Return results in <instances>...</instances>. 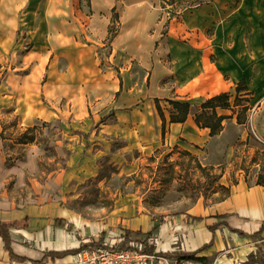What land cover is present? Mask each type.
Returning a JSON list of instances; mask_svg holds the SVG:
<instances>
[{"label": "rangeland", "instance_id": "374dc122", "mask_svg": "<svg viewBox=\"0 0 264 264\" xmlns=\"http://www.w3.org/2000/svg\"><path fill=\"white\" fill-rule=\"evenodd\" d=\"M6 1L0 0V220L27 214L32 228L47 231L54 217L74 218L95 227L89 240L103 245L138 229L130 244L137 249L152 220L204 217L237 184L264 185V144L251 122L259 100L246 113L241 141L231 124L240 112L232 92L231 110H218L230 117L226 129L195 156L179 141L165 142L170 98L160 89L168 81L161 73L169 47L225 34L264 42V0H99L92 7L89 0H37V21L23 6L4 8ZM155 98L166 119L164 140ZM200 103H190L191 114ZM30 136L32 143L18 144ZM138 219L143 224L133 225ZM231 237L216 231L217 245L194 263L264 264L258 241L236 248ZM180 239L177 232L178 248ZM0 264L11 263L0 256Z\"/></svg>", "mask_w": 264, "mask_h": 264}, {"label": "crops", "instance_id": "0c3cea01", "mask_svg": "<svg viewBox=\"0 0 264 264\" xmlns=\"http://www.w3.org/2000/svg\"><path fill=\"white\" fill-rule=\"evenodd\" d=\"M89 1L92 7L94 2L101 4L105 0H101V2L99 0ZM109 4L113 6L114 1ZM21 6L26 8L24 10L26 18H29L35 12L37 21V0H7L4 8H11L13 10L15 7L20 9ZM117 37L114 39L116 40ZM224 37L225 39L213 41L208 39L201 40L199 37L196 39L191 38L173 47H169L170 60L166 65L162 66L161 73L162 79L168 78L164 87L160 88L164 93L162 98L189 103L202 101L221 93L232 94L238 82L244 80L248 89L247 93L249 94L244 96L249 98L248 106L250 110L248 112L252 111L258 100L260 101L257 111L253 110L251 122L255 133L260 137V141L264 143V42L255 39L248 41L232 40L227 37V34ZM157 77L158 75L155 78ZM231 124L237 130H240L237 137L241 141H245L247 137L246 125H238L236 122ZM166 126L167 134L165 142L169 141V144H172L179 141L181 148L189 154H195V156H198L197 152H200L202 147L206 148L207 151V144L210 140L220 136L226 129L223 123L222 132L210 138L207 129H201L194 123L193 114L191 113L184 123L167 124ZM162 140H164V137ZM225 214H234L241 219H245V221L239 224L238 230L246 235L254 234L264 221V185H252L248 187L245 183H239L232 188L231 195L227 199L217 204L216 211H212L210 215L198 217L208 222V225L205 226L206 228L216 222L215 219L210 217ZM25 217L29 219L28 229L12 230V234L19 245H26V247L18 246L17 251L23 252L31 260H39L42 253L47 251L75 249L81 244L89 243V241L93 242L89 238L97 235L99 232L95 227L81 224V222L76 221L74 218L68 219L67 217H54L51 220V227L47 231L32 228V225H36V222L32 221L27 214L19 219L12 218L0 220V222L22 221ZM187 217L188 219L194 218L186 214L179 215L171 220L159 217L162 221L156 230L152 232L160 240L156 251L158 252L161 249L164 254L170 255L171 257L163 256L169 261L170 258L181 254L180 252L194 254L211 240L213 244L217 245L218 241L215 238V232L220 229L228 231L226 228H219L211 234L206 228L205 233H203L199 227L201 222L194 221L192 225L187 224ZM55 219L66 221L71 225L70 229L55 227L53 225ZM154 221H151L150 229H147L146 233L151 231L153 224H157ZM141 224H143V219H138L137 222L133 221V225L139 226ZM186 228H191V232L187 235L188 239L184 237ZM128 231H131L134 235H136V232L142 233L138 229L136 231L128 229ZM177 232L183 235V241L180 239L181 248H178L174 241ZM228 232L232 235L231 238L236 248L238 246L247 247L248 242L255 240L260 243L264 254V230L257 239H249L241 235L239 236L238 233ZM146 233L143 235L144 239H146ZM199 233H201V237ZM102 237H104V234H102ZM117 242L112 246H115ZM0 256L3 260H9L7 253L2 249L1 240ZM203 256V254L196 255V257ZM68 260L71 261V256L56 260V262L60 263L59 261H63L64 263ZM52 262L55 261L46 260L41 264H51ZM25 264L31 263L27 262Z\"/></svg>", "mask_w": 264, "mask_h": 264}, {"label": "trees", "instance_id": "16d2710c", "mask_svg": "<svg viewBox=\"0 0 264 264\" xmlns=\"http://www.w3.org/2000/svg\"><path fill=\"white\" fill-rule=\"evenodd\" d=\"M111 30V29H110ZM115 33V32H114ZM248 89L245 85V81L241 80L236 85L234 92V101H233V107L238 108L240 107V112L236 113V123L238 125H245L247 122V115L246 113L250 110V107L247 105L249 100L246 99H240L243 95L247 96L249 95L247 93ZM242 93V95H241ZM230 93H221L215 96H212L208 99H204L201 101L199 107L197 110L193 113L194 123L201 129H207L208 130V136L210 138L215 137L219 135L223 130V122L227 120L230 117L220 115L218 114V110H231V104H230ZM245 98V97H243ZM239 100L244 102V104H238ZM244 100V101H243ZM160 100L154 99L155 109L157 111V114L161 120V137L163 139L165 134V125H166V119L164 116V113L162 109H160L159 106ZM164 102L168 104L170 107L168 112V118L169 124H181L184 123L188 117V115L191 113V104L189 102H182L177 101L173 99H165ZM240 113L242 114V118L240 117ZM33 142V137H26V139L21 140L18 144H28ZM215 219V223L207 226L208 232L213 234L217 229L219 228H226L230 232L238 233L241 236L247 237L249 239H257L259 238L261 232L264 230V221L259 226L258 230L252 234V235H246L242 231L238 230L239 224H241L245 219L239 218L237 215L234 214H225V215H216L213 217H210ZM195 222H202L204 219L201 217H194L192 218ZM28 221L29 219L25 217L22 221H11V222H0V240L2 242V249L4 252L7 253L10 263H16V264H25V263H32V264H41L43 261L50 260V261H56L63 259L67 256H73L77 253H80L82 251L92 249L94 247L103 246V244L98 242H89L86 244H81L75 249H67L63 251H47L42 253V256L39 260H31L28 258L23 252H18V246L26 247L25 244L19 245V243L16 241L14 235L12 234V230H27L28 229ZM161 219L157 222V224H153L152 229L150 232L146 233V238L149 237L154 230L158 227V225L161 223ZM53 225L58 228H64L66 227L67 230L70 229V224H68L66 221L62 219H55L53 221ZM132 232L125 230L123 232V235L121 236L120 240L117 242V244L111 248L115 250H126L131 248L132 241ZM136 235L140 236L141 233L136 232ZM145 241V239H144ZM143 241V243H144ZM212 240L206 244L203 245L200 249H198V252H201L204 248L210 247L212 245ZM144 252L147 253H153L154 248L153 247H144ZM194 254H184L181 253L177 255L178 261L184 260V261H201V258L194 257L196 255ZM161 256H168L166 253H159Z\"/></svg>", "mask_w": 264, "mask_h": 264}, {"label": "built area", "instance_id": "2783aa9c", "mask_svg": "<svg viewBox=\"0 0 264 264\" xmlns=\"http://www.w3.org/2000/svg\"><path fill=\"white\" fill-rule=\"evenodd\" d=\"M263 143V142H262ZM264 144V143H263ZM159 244L158 237L152 235L147 237L141 248L131 247L126 250H115L112 245L94 247L71 256L72 264H198L193 261H173L170 262L161 256L156 247ZM153 247V253L144 252V247Z\"/></svg>", "mask_w": 264, "mask_h": 264}, {"label": "bare ground", "instance_id": "6f19581e", "mask_svg": "<svg viewBox=\"0 0 264 264\" xmlns=\"http://www.w3.org/2000/svg\"><path fill=\"white\" fill-rule=\"evenodd\" d=\"M60 263H63V261H59Z\"/></svg>", "mask_w": 264, "mask_h": 264}]
</instances>
